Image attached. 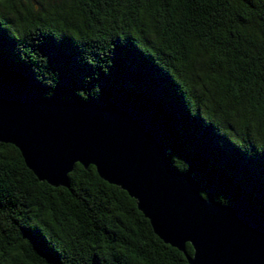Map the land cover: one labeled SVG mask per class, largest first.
Instances as JSON below:
<instances>
[{
	"label": "trees",
	"instance_id": "trees-1",
	"mask_svg": "<svg viewBox=\"0 0 264 264\" xmlns=\"http://www.w3.org/2000/svg\"><path fill=\"white\" fill-rule=\"evenodd\" d=\"M0 80L155 117L203 196L264 216V0H4ZM0 264L189 263L95 166L55 187L0 143Z\"/></svg>",
	"mask_w": 264,
	"mask_h": 264
},
{
	"label": "water",
	"instance_id": "water-1",
	"mask_svg": "<svg viewBox=\"0 0 264 264\" xmlns=\"http://www.w3.org/2000/svg\"><path fill=\"white\" fill-rule=\"evenodd\" d=\"M0 143L17 147L38 180L55 187L68 185L76 163L95 166L136 200L155 234L189 264H264V216L241 197L225 204L203 196L189 171L171 165L153 116L122 105L47 99L0 80Z\"/></svg>",
	"mask_w": 264,
	"mask_h": 264
},
{
	"label": "snow or ice",
	"instance_id": "snow-or-ice-1",
	"mask_svg": "<svg viewBox=\"0 0 264 264\" xmlns=\"http://www.w3.org/2000/svg\"><path fill=\"white\" fill-rule=\"evenodd\" d=\"M4 2V0H0V3H3Z\"/></svg>",
	"mask_w": 264,
	"mask_h": 264
}]
</instances>
